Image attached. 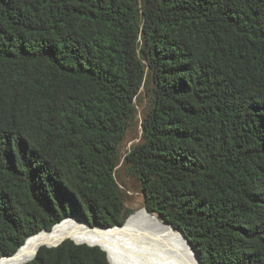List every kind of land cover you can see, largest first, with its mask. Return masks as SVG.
I'll return each instance as SVG.
<instances>
[{
	"label": "trees",
	"instance_id": "1",
	"mask_svg": "<svg viewBox=\"0 0 264 264\" xmlns=\"http://www.w3.org/2000/svg\"><path fill=\"white\" fill-rule=\"evenodd\" d=\"M146 206L204 264H264V0H0V257L70 216L122 225L121 144ZM26 264H111L65 240Z\"/></svg>",
	"mask_w": 264,
	"mask_h": 264
},
{
	"label": "bare ground",
	"instance_id": "2",
	"mask_svg": "<svg viewBox=\"0 0 264 264\" xmlns=\"http://www.w3.org/2000/svg\"><path fill=\"white\" fill-rule=\"evenodd\" d=\"M67 239L101 246L112 264H200L183 234L146 208L112 227L92 228L77 216L67 217L48 233L28 237L18 259H3L0 264H26L43 246Z\"/></svg>",
	"mask_w": 264,
	"mask_h": 264
},
{
	"label": "rangeland",
	"instance_id": "3",
	"mask_svg": "<svg viewBox=\"0 0 264 264\" xmlns=\"http://www.w3.org/2000/svg\"><path fill=\"white\" fill-rule=\"evenodd\" d=\"M153 90L154 83L152 77L147 74L141 90L134 100L136 115L128 125L127 134L120 147L119 159L115 172L129 216L138 210L147 208L141 180L138 175L131 170L125 158L132 148L143 141L142 122L153 104Z\"/></svg>",
	"mask_w": 264,
	"mask_h": 264
},
{
	"label": "water",
	"instance_id": "4",
	"mask_svg": "<svg viewBox=\"0 0 264 264\" xmlns=\"http://www.w3.org/2000/svg\"><path fill=\"white\" fill-rule=\"evenodd\" d=\"M147 209V208H146ZM148 210V209H147ZM149 211V210H148ZM71 217V216H70ZM78 218H80V219H82L81 217H78ZM84 220V219H83ZM87 222V221H86ZM167 222V221H166ZM88 223V225L90 226V227H92V228H97V227H104V226H100V225H97V226H92L89 222H87ZM168 223V222H167ZM169 225H171L170 223H168ZM172 226V225H171ZM172 228H174V229H176L175 227H173L172 226ZM41 232H46V233H48L49 231H47V230H43V231H41ZM181 232V231H180ZM182 234H183V236H184V238L187 240V242L190 244V246H191V248L193 249V251L195 252V254H196V256H197V259H198V261H199V263L200 264H204L203 262H202V260H201V258H200V256H199V254L197 253V251L194 249V247L192 246V244L190 243V241H189V239L186 237V235L183 233V232H181ZM76 242V241H75ZM77 244H84V243H79V242H76ZM62 244V243H61ZM86 244H88V245H91V246H95V245H92V244H89V243H86ZM60 245V244H59ZM59 245H47V247H57V246H59ZM22 247V246H21ZM21 247L15 252V253H13V254H10V255H3V256H1L0 257V260H3V259H13V260H15V259H18L19 257H20V251H21ZM102 248V247H101ZM103 249V248H102ZM38 255V253L36 254V255H34L33 257H31L30 259H28L29 261L28 262H30L31 260H33V259H35L36 258V256ZM108 258H109V256H108ZM109 261H110V259H109ZM110 263H111V261H110ZM112 264V263H111Z\"/></svg>",
	"mask_w": 264,
	"mask_h": 264
}]
</instances>
